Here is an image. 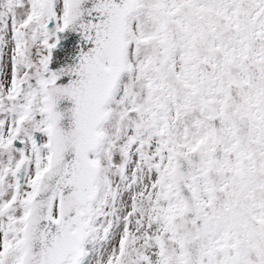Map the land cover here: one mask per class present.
Instances as JSON below:
<instances>
[{
	"label": "snow or ice",
	"instance_id": "obj_1",
	"mask_svg": "<svg viewBox=\"0 0 264 264\" xmlns=\"http://www.w3.org/2000/svg\"><path fill=\"white\" fill-rule=\"evenodd\" d=\"M0 264H264V0H0Z\"/></svg>",
	"mask_w": 264,
	"mask_h": 264
}]
</instances>
